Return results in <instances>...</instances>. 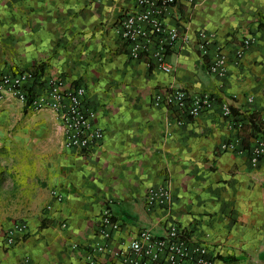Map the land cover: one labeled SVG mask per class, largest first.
Masks as SVG:
<instances>
[{"label": "crops", "instance_id": "crops-1", "mask_svg": "<svg viewBox=\"0 0 264 264\" xmlns=\"http://www.w3.org/2000/svg\"><path fill=\"white\" fill-rule=\"evenodd\" d=\"M129 8L131 0H0V76H25L23 90L34 98L53 82L82 87L91 125L102 131L91 149L70 150L55 115L36 111L51 122L36 123L42 154L34 175L20 173L25 185L0 198V211L16 212L0 213V264H121L113 254L137 231L161 237L169 223L206 244L211 264H264V154L255 167L248 155L264 133L243 150L237 132L238 118L252 112L264 125V0H175L165 19L184 37L166 56L169 74L127 57L118 29ZM201 30L226 57L221 77L207 72L213 47L200 53ZM245 38L253 42L235 59ZM171 90L206 94L211 105L194 118L153 106ZM222 105L241 116L223 117ZM28 112L34 116L2 96L0 149L11 150L18 119L14 142L31 144ZM49 128L52 139L43 133ZM160 189L171 198L167 217L158 196L153 210L145 207ZM104 211L119 227L107 240L95 234Z\"/></svg>", "mask_w": 264, "mask_h": 264}, {"label": "built area", "instance_id": "built-area-1", "mask_svg": "<svg viewBox=\"0 0 264 264\" xmlns=\"http://www.w3.org/2000/svg\"><path fill=\"white\" fill-rule=\"evenodd\" d=\"M174 2L175 0H131V8L124 12L119 21L118 34L125 46L127 57L131 60L143 61L147 67H153L163 74L171 72L165 61L166 56L177 41L184 37L179 25L168 24L165 19ZM198 40V50L203 56H206L208 50L213 47L211 58L207 63L208 74L223 76L226 57L220 49L214 48L212 43L214 35L201 30L198 32ZM252 42V38L243 39L235 51V59L240 58ZM24 79L23 75L0 76V99L7 94L24 104L28 96L21 84ZM60 88L59 83H50L46 95L34 98L30 106L37 110H49L55 115L65 148L79 152L87 151L100 142L102 131L91 125L94 113L84 108V89L77 87L72 90H61ZM161 103L175 110L180 116L194 118L210 107L211 98L206 94L187 96L182 91L171 90L163 95H155L153 106ZM221 114L223 117H230L228 106H221ZM263 154V141L259 138L254 139L248 154L250 166L255 167ZM157 196L162 201L159 208L163 211L164 217H167L171 198L165 189L149 192L145 198V207L153 210L154 199ZM98 224L95 227V234L105 240L119 229L117 222L111 220V215L107 211L102 213ZM22 229L23 227H18L19 231ZM11 243V235L8 234L6 244ZM93 250L101 252L103 248L95 247ZM106 250L110 253V250ZM113 255L121 264H211L206 244L190 241L184 230L174 223L166 226L165 233L161 237H155L145 229L137 231L133 238ZM21 264L26 262L23 261Z\"/></svg>", "mask_w": 264, "mask_h": 264}, {"label": "rangeland", "instance_id": "rangeland-1", "mask_svg": "<svg viewBox=\"0 0 264 264\" xmlns=\"http://www.w3.org/2000/svg\"><path fill=\"white\" fill-rule=\"evenodd\" d=\"M34 101V98L32 99ZM29 110H31L34 114H30L28 112L27 115V121H28V130H27V137L29 142L31 144L28 145L27 149H24L23 147L20 148L19 144L17 142H14V140L19 141L20 132H19V125L20 121L19 119L16 120L15 125L13 127L12 133V146L11 150L5 151V149H0V198L3 197L6 193H13L16 195L19 192V188L21 186L20 182H23L22 186L25 185L24 180H21L20 173L22 172H28L29 175L32 177V174L34 175V165H35V158L42 154V149L40 148V142L38 138V134H41V131H37L35 129L36 123L41 121L42 117L37 118V115L35 114L36 111H40L37 109H34L28 105ZM25 117V116H24ZM23 119V118H22ZM44 123H50L51 119L49 117H44L42 119ZM22 122V121H21ZM43 132V131H42ZM45 137L52 139L54 138L52 130L50 128L46 131H44ZM33 139V141H32ZM14 142V143H13ZM40 144V145H39ZM8 153L10 155L8 156ZM25 156L26 162H24L21 157ZM5 157V158H4ZM27 166V168H26ZM26 182V181H25ZM30 185L28 186V188ZM1 215L4 216V214L9 215V217H13L15 215V211H0Z\"/></svg>", "mask_w": 264, "mask_h": 264}, {"label": "trees", "instance_id": "trees-1", "mask_svg": "<svg viewBox=\"0 0 264 264\" xmlns=\"http://www.w3.org/2000/svg\"><path fill=\"white\" fill-rule=\"evenodd\" d=\"M33 98H34L33 94H28L26 102H25V107H28V105L30 104V102L32 101ZM228 108H229L230 115L232 117L235 118V117H238L239 115L241 116V114L237 113V111H235L231 107H228ZM244 119H245V122H243ZM237 121L241 122L240 126H238V128H237L238 137L240 138L241 147L243 150H246L248 148V142L250 139L255 138L257 135L264 133V125L257 118L256 114H254L253 112L247 116H241L240 118H238ZM237 121L234 120V122H237ZM219 259L223 263H231V262L235 261L233 258H221V257H219Z\"/></svg>", "mask_w": 264, "mask_h": 264}]
</instances>
